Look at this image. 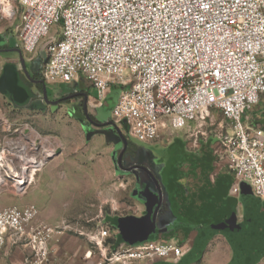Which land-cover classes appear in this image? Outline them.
Masks as SVG:
<instances>
[{"label":"built area","instance_id":"1","mask_svg":"<svg viewBox=\"0 0 264 264\" xmlns=\"http://www.w3.org/2000/svg\"><path fill=\"white\" fill-rule=\"evenodd\" d=\"M0 11L18 17L25 54H35L58 28L43 45L45 84L85 80L100 107L119 88L109 119L129 139L154 143L218 111L228 128L216 135L215 153L234 176L230 194L245 183L264 201V129L242 119L264 94V0H0ZM36 147L0 137V180L18 194L47 164L50 150L38 154ZM36 215L32 204L0 211V251L11 238L30 250L21 264H53L55 228H32ZM111 238L106 226L87 235L94 264L175 263L186 252L173 240L113 246Z\"/></svg>","mask_w":264,"mask_h":264},{"label":"rangeland","instance_id":"2","mask_svg":"<svg viewBox=\"0 0 264 264\" xmlns=\"http://www.w3.org/2000/svg\"><path fill=\"white\" fill-rule=\"evenodd\" d=\"M17 23V16L12 21L0 11V73L6 69L7 73L15 76L14 84L23 90L18 99L14 98L12 92L0 94V137L20 141L26 147L36 143L37 147L33 148L34 153L39 154L42 149L50 150L52 153L50 156H53L50 160L52 163L49 164L48 161L36 173V177L41 172L49 170L48 168L56 172L60 179L50 180L51 188H63L64 181L69 182L71 186L70 183L75 182L74 178L81 175L83 185L79 193L70 196L59 195L56 203L51 204L50 202L54 200L52 193L55 190L51 189L43 196L41 206L43 205L44 212L53 206L50 212L52 217L46 219L52 225L51 227L55 228L50 244L52 258L55 256V248L58 245L65 246L64 251H74L83 247L84 250L89 249L95 252L88 242L87 235L98 227L105 216L108 215L112 220L114 217L131 213L139 203L136 194L147 184L146 182H149V179L141 170L124 171L118 167L117 157L123 145L113 126H92L83 116L81 104L76 100L67 104H46L39 90L25 82L26 77L23 74L20 57L30 77L40 73L46 61L44 42L51 35L58 37V28L56 26L50 28L49 35L41 40L42 45L35 54H25L21 51L15 32ZM80 83L84 90L89 88L90 97L96 100V90L91 88L85 80H81ZM80 85L78 84V87ZM62 89L63 87H59V95L62 94ZM77 89L75 86L74 90ZM119 93V88H112L100 107L101 115L96 117L94 113V119L99 124L110 122L109 118ZM97 107L99 105L94 103V110ZM87 108L92 113L93 107L87 104ZM263 110L264 101H261L258 105L247 109L242 119L244 118L245 123L249 124ZM221 121V116L203 119L204 125L197 137L189 136L190 133L184 136L183 130L174 133H177L176 138L182 140L184 146L191 150L192 141H206L210 136L217 135V125ZM173 134L158 140V144L160 146L169 144L174 140ZM56 152L59 153L56 154ZM215 155V158L218 157L217 154ZM143 156L150 162L152 171L159 182L158 167L147 146L138 147L135 159L124 156L122 164L125 168L140 165ZM158 157L162 162L172 159V163H175L174 159H183L187 156ZM64 174L67 180L61 178ZM36 177L24 194L16 193L12 183L2 178L0 180V211L26 204L27 193L35 185ZM160 188L163 189L161 184ZM30 204L36 207V218L42 222L41 207L35 203ZM148 222L151 227V221L148 220ZM155 226L158 227L157 218ZM145 239L147 240V238L142 240ZM255 254L256 252L250 255ZM248 261L251 262V258H248ZM257 264H264V259Z\"/></svg>","mask_w":264,"mask_h":264},{"label":"crops","instance_id":"3","mask_svg":"<svg viewBox=\"0 0 264 264\" xmlns=\"http://www.w3.org/2000/svg\"><path fill=\"white\" fill-rule=\"evenodd\" d=\"M1 74L2 72L0 76ZM62 86L64 85L56 84L49 92L52 95H57L59 87ZM0 94L4 95L1 92ZM263 96L264 94L256 105L264 101ZM94 103H97L95 98L88 95V104L93 107L92 113L99 117L101 108L99 106L94 110ZM218 116L221 114L213 110L210 112L209 118ZM243 120L245 119L243 118ZM250 122L249 124H259L264 129V110ZM203 125V122H191L181 131L184 136L190 133L189 136L197 137ZM227 128V122L222 118V121L217 125V132L227 130ZM173 133L166 132L161 139ZM176 136L177 133H174V140L166 145L160 146L157 141L142 144V147L147 146L150 153L160 150L165 153L169 152L171 156H187L183 159H174L175 163H172L171 159L169 161L170 167L163 176L158 171L159 182L163 189L161 190L162 203L156 217L158 219V227L156 228L162 230L174 225H181L182 227L165 234H156L149 227L148 220L151 221L152 212L158 200L157 193L150 188L149 182H146L147 184L141 189L142 192L147 190V199L137 198L136 194L139 203L131 213L114 217L112 220L107 215L98 227L110 228L112 235L110 240L112 242L118 240L126 244H133L143 238L150 241L173 240L186 249L185 254L178 262L155 261L151 264H257L264 259V201L254 197L249 186L245 183L239 184L237 196L230 194L234 176L227 169L223 157L219 155L214 157L216 156L215 151L219 150V143L215 134L208 138L210 142L208 140L192 141L191 150H188L184 146V142L177 139ZM154 162L156 164L155 160ZM50 163L52 161L49 160ZM142 163L152 171L150 162L145 156H143ZM48 169L41 172L37 177L35 175L36 182L27 193L26 204L18 206L23 207L35 203L41 207L42 219L40 220L43 221L35 218L31 224L32 228L40 225L52 226L47 220L52 217L50 212L53 206L47 208L45 212L43 205L41 206L43 196L49 190L55 189L52 193L54 200L50 202L54 204L59 195L77 194L83 185L81 175H77L74 178L75 182L70 183L71 186H69V182L64 181L63 188H51L49 186L52 183L50 180L60 178L56 172ZM61 178L68 179L66 174ZM77 178L78 182H76ZM140 192L139 194H142ZM64 248L65 246L60 245L55 248V256L50 257L53 264H94L98 257L96 251L84 250L83 247L74 251H64ZM88 251H91V257L87 259L85 254ZM254 252H256L255 255H250ZM29 253V248L23 246L22 242L13 243L11 238H7L0 251V264H21ZM248 258H251V262L248 261Z\"/></svg>","mask_w":264,"mask_h":264},{"label":"flooded vegetation","instance_id":"4","mask_svg":"<svg viewBox=\"0 0 264 264\" xmlns=\"http://www.w3.org/2000/svg\"><path fill=\"white\" fill-rule=\"evenodd\" d=\"M35 74H37V73H35ZM38 81H40V80H37V82ZM32 84H37V83H32ZM78 84L80 85L81 83L80 82H73L72 84H68V85L60 84V85H64V86H62L63 87V89H62L63 91H62V94H60V95L59 94L52 95L49 91L51 90V88L53 86L45 84V85H47V89H48V92H49L48 95H47L49 103H46V104L53 105L52 104L53 102H56V104H67L68 102H72V101L76 100L77 102H79L81 104V109H82L83 116L88 121V123H90L92 126L95 125V126L99 127L100 124L94 119V113H91L88 110V108H87L88 95H89L88 88L84 90L81 85L78 87ZM75 86L78 88L77 90H74ZM55 87L57 88V86H55ZM119 130L121 131L123 136L126 138V145L124 146V144L122 143L123 146H122L121 151L123 150L124 147H125V151H124V153L122 155L123 157L121 159V167H119V166L118 167L120 169L124 170V171H132V170L138 169V170H141V171L145 172V174L147 175V177L149 179V183L151 185L150 188L154 192L158 193L159 190L161 191L160 184H159V182L157 180V177L154 175V173L152 171H150L146 167V165H144L142 163L140 165H133V166H130L128 168H125L123 166L122 161H123L124 156H129L131 159H135L136 158L135 157V152L138 149V147H142V144H140V143H138V142H136V141H134L132 139L127 138V136L125 135L123 130H121L120 128H119ZM128 142H130L131 145L135 146L134 150H133L134 151V157H132L131 153L129 152L130 149L133 148V147L132 146L129 147L128 146ZM120 152H119V154H120ZM153 152L154 153H151L152 156H153V159L156 161V165L158 167V171H160L161 175L163 176L165 171L170 167V162H169V160L167 162H165V161L162 162L159 159L158 156H171V155L169 154V152L165 153V152L160 151V150H155ZM140 193H142V194L137 193V198H140V199L143 198L144 200L147 199V190H143V192L141 191Z\"/></svg>","mask_w":264,"mask_h":264},{"label":"water","instance_id":"5","mask_svg":"<svg viewBox=\"0 0 264 264\" xmlns=\"http://www.w3.org/2000/svg\"><path fill=\"white\" fill-rule=\"evenodd\" d=\"M17 52H20L19 50H17ZM20 64L22 66V70H23V74L24 76L28 79L30 78V76L28 75L27 71H26V67H25V64L23 62V59L20 57ZM14 79H15V76H11L9 73H7V70L6 69H3V72L0 76V92L1 93H7V92H12L13 93V96L14 98L18 99L21 94L23 93V90L22 88L16 86L14 83ZM32 83H40L42 85V98L44 100L45 103H49L48 101V97H47V91H46V85L43 81H34V80H31ZM53 105L56 104V102H53L52 103ZM113 126L117 133L119 134L120 136V139L122 140V143L124 144V146L126 145V138L122 135L121 131L119 130V128L113 123V122H106L104 124H100V126ZM125 151V147L123 148V150L120 152V154L118 155V158H117V164L119 167H121V159H122V155ZM59 152H56V154H58ZM53 158V156H49L48 157V161L51 160ZM148 172V171H147ZM157 196H158V200H157V204H156V207L155 209L153 210L152 212V216H151V229L154 233L156 234H165L171 230H174V229H177V228H180L182 227L181 225H174V226H170V227H166L162 230H157L156 226H155V220H156V217H157V214H158V210L161 206V203H162V194H161V191L159 190L158 193H157ZM144 241H150V240H141V241H138V242H134L133 244H137V243H141V242H144Z\"/></svg>","mask_w":264,"mask_h":264},{"label":"trees","instance_id":"6","mask_svg":"<svg viewBox=\"0 0 264 264\" xmlns=\"http://www.w3.org/2000/svg\"><path fill=\"white\" fill-rule=\"evenodd\" d=\"M31 80H35V81H37V80H40V81H43L42 80V77H41V71H40V73H37V74H34V75H32L30 78H26V80H25V82L29 85V86H35L38 90H39V92L42 94V85L40 84V83H37V84H32V82H31ZM46 91H47V95H48V89H47V85H46ZM128 146L130 147V146H132L133 148H131L130 149V153H131V155H132V157H134V147L135 146H133V145H131L130 144V142H128ZM109 242H111L112 243V245L113 246H116V245H118V244H120V243H122L121 241H118V240H116V242L114 241V242H112L111 240H109Z\"/></svg>","mask_w":264,"mask_h":264},{"label":"bare ground","instance_id":"7","mask_svg":"<svg viewBox=\"0 0 264 264\" xmlns=\"http://www.w3.org/2000/svg\"><path fill=\"white\" fill-rule=\"evenodd\" d=\"M3 12H4L5 14L8 13L7 7H4V8H3ZM33 145H34V144H33ZM34 147H35V145H34ZM51 154H52V153L50 152V153H48L46 156H50ZM35 175H36V174H34V176H32L31 183L34 181Z\"/></svg>","mask_w":264,"mask_h":264}]
</instances>
